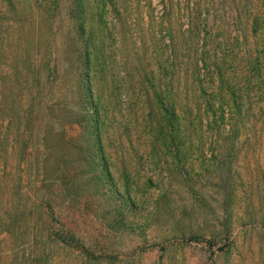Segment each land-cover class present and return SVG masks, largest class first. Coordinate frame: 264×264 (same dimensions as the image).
<instances>
[{
    "label": "trees",
    "instance_id": "16d2710c",
    "mask_svg": "<svg viewBox=\"0 0 264 264\" xmlns=\"http://www.w3.org/2000/svg\"><path fill=\"white\" fill-rule=\"evenodd\" d=\"M121 7V0H0V78L10 84L0 103V234L10 238L0 246V264L42 263L63 248L92 260L61 218L66 201L104 200L112 208L105 214L110 230L135 229L127 222L142 209L113 175L110 126L132 146H143L144 136L151 161L171 154L177 166L196 142L212 139L234 156L243 133L258 140L264 132L262 15L252 24L258 48L251 66L226 63V49L201 52L190 68L199 95L180 103L176 83H162L153 70L128 73L112 50ZM177 64L168 61L166 69L175 72ZM71 123L81 127L78 139L67 136Z\"/></svg>",
    "mask_w": 264,
    "mask_h": 264
},
{
    "label": "rangeland",
    "instance_id": "374dc122",
    "mask_svg": "<svg viewBox=\"0 0 264 264\" xmlns=\"http://www.w3.org/2000/svg\"><path fill=\"white\" fill-rule=\"evenodd\" d=\"M121 3L112 50L121 64L126 63L128 73L138 68L153 70L155 79L163 77L162 83H176L180 103L189 100L193 91L199 95L190 68L197 64L201 52L226 49V63L245 70L251 66L258 48L252 24L258 15L264 18L262 0ZM67 24L60 35L69 29ZM203 36L208 37L205 42ZM174 60L178 63L175 72L166 69L168 61ZM9 87V82L0 78V103ZM193 103L192 97L190 105ZM144 107L139 103L136 109L143 113V123L148 117ZM109 131L105 146L117 185L121 191L130 186L142 209L141 216L127 222L135 223V229L110 230L105 214L112 208L104 200H81L74 205L66 201L61 218L93 259L63 248L38 264H264V132L256 133L258 140H247L243 133L234 156L212 139L196 142L184 150L188 158L177 166L171 154L163 161H151L144 136L143 146H132L127 137H121L117 125ZM5 132L6 125L0 121V137ZM66 132L74 140L82 130L71 123ZM218 167L224 175L216 171ZM6 241L9 236L0 234L1 247Z\"/></svg>",
    "mask_w": 264,
    "mask_h": 264
}]
</instances>
